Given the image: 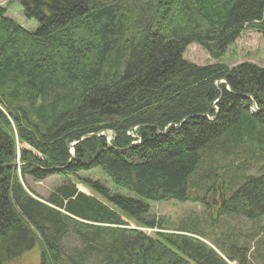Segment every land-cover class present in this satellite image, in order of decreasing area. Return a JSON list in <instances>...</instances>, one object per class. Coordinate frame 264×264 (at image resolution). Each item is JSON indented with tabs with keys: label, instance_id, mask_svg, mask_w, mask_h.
Masks as SVG:
<instances>
[{
	"label": "trees",
	"instance_id": "obj_1",
	"mask_svg": "<svg viewBox=\"0 0 264 264\" xmlns=\"http://www.w3.org/2000/svg\"><path fill=\"white\" fill-rule=\"evenodd\" d=\"M19 2L39 28L0 7V264L38 246L41 264H264V238L226 250L149 204L197 202L205 162L233 159L240 172L207 188L224 186L218 215L264 217V68L184 60L264 36V0ZM55 176L68 183L46 199L27 186Z\"/></svg>",
	"mask_w": 264,
	"mask_h": 264
},
{
	"label": "rangeland",
	"instance_id": "obj_2",
	"mask_svg": "<svg viewBox=\"0 0 264 264\" xmlns=\"http://www.w3.org/2000/svg\"><path fill=\"white\" fill-rule=\"evenodd\" d=\"M0 7L6 8L7 16L25 30L32 32L38 30L39 24L36 20L25 18L19 0H0ZM184 60L198 66L219 64L231 69L243 63H251L264 68V36L256 29L246 27L238 40L222 56L215 57L202 46L192 44L186 49ZM254 107L253 109H255ZM104 136L107 137L106 140L109 143L112 134L106 132ZM239 163L240 161L233 162V159L214 162L207 160L192 182V196L197 198V202L180 203L175 200L163 203L149 202L151 215L156 217V220L161 222L167 230H177L182 227L198 230L207 235L210 240L222 242L221 246L224 245L226 250L234 242L239 246H247L250 250L257 248L258 242L264 238V217L257 221H249L239 216L218 215L219 210L216 202L220 195L224 194V186L217 184L219 190L207 193V188L212 183L211 178L216 179L215 176L224 177L226 181L230 177L236 176L240 172L237 169ZM259 166L261 164L248 169L244 174L248 176L256 174L259 171ZM81 176L91 177L94 180L99 179L112 188L107 178L98 171H93L88 175L82 174ZM66 183H68L66 179L56 176L43 182H35L32 179L27 180V186L42 199L48 198L58 187ZM251 261V264H261L253 256ZM7 264H41L40 247H36L20 259Z\"/></svg>",
	"mask_w": 264,
	"mask_h": 264
},
{
	"label": "bare ground",
	"instance_id": "obj_3",
	"mask_svg": "<svg viewBox=\"0 0 264 264\" xmlns=\"http://www.w3.org/2000/svg\"><path fill=\"white\" fill-rule=\"evenodd\" d=\"M103 135H104V133H103Z\"/></svg>",
	"mask_w": 264,
	"mask_h": 264
},
{
	"label": "water",
	"instance_id": "obj_4",
	"mask_svg": "<svg viewBox=\"0 0 264 264\" xmlns=\"http://www.w3.org/2000/svg\"><path fill=\"white\" fill-rule=\"evenodd\" d=\"M255 109H256V107H255Z\"/></svg>",
	"mask_w": 264,
	"mask_h": 264
}]
</instances>
